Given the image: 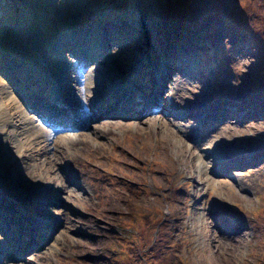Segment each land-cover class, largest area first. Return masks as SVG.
I'll use <instances>...</instances> for the list:
<instances>
[{"label": "rangeland", "instance_id": "rangeland-1", "mask_svg": "<svg viewBox=\"0 0 264 264\" xmlns=\"http://www.w3.org/2000/svg\"><path fill=\"white\" fill-rule=\"evenodd\" d=\"M0 22V264H264V165L246 163L253 154L264 161V0H0ZM174 58L187 77L167 82ZM161 82L162 102L129 117L136 89ZM116 92L131 95L91 114L102 122L117 111L108 118L118 126L109 134L82 128L92 142L77 139L75 153L55 147L53 128L33 115L35 104L48 102V123L69 118L71 129L95 98L111 101ZM200 104L207 108L196 113ZM222 114L228 125L217 120ZM21 116L25 128H17ZM155 116L172 125L145 124ZM211 124L219 126L204 141L190 135L203 152L215 147L198 159L183 132ZM146 136L148 148L127 149ZM31 139L54 165L41 164L48 186L23 158ZM240 154L245 164L236 170L206 172V163ZM110 205L115 213L105 211ZM213 216L232 231L217 234Z\"/></svg>", "mask_w": 264, "mask_h": 264}, {"label": "bare ground", "instance_id": "bare-ground-1", "mask_svg": "<svg viewBox=\"0 0 264 264\" xmlns=\"http://www.w3.org/2000/svg\"><path fill=\"white\" fill-rule=\"evenodd\" d=\"M5 17V16H4ZM1 23V22H0ZM16 27V26H15ZM4 29V28H3ZM19 30H21L20 28H19ZM2 31V30H1ZM5 32V31H4ZM95 32H97V31H95ZM95 32H94V34H95ZM6 33V32H5ZM2 34V33H1ZM8 35V34H7ZM32 38V37H31ZM84 38V37H83ZM96 39H98V36H96ZM95 38H91V40H90V42H92L93 40H96ZM146 39H148V37H146ZM29 41V40H28ZM31 41V40H30ZM29 41V42H30ZM33 42V41H32ZM90 42H88V44L90 43ZM96 42H98V41H96ZM66 47H67V51L66 52H74V47H71V46H69V44L67 43L66 44ZM89 48V47H88ZM174 48H176L177 49V51L176 52H180L179 50L180 49H178L179 47H174ZM72 50V51H71ZM89 50V49H88ZM163 50L166 52L167 50H169V47H165V48H163ZM197 53V52H196ZM73 54V53H72ZM74 55V54H73ZM75 56V55H74ZM180 56H182V55H180ZM72 58H74V59H80L79 57H72ZM87 58V57H86ZM61 59H62V57H61ZM151 59L153 60V58L151 57ZM154 61V60H153ZM161 61V60H160ZM159 61V62H160ZM181 62V63H183V60H182V58H180V59H177V58H174V59H172V61H171V63H168V65H169V68L170 69H172V73H170V71H169V73H167V74H165V75H167L166 77H167V82H172L173 81V79L176 77H178L179 76V78H183V77H187V75H182V74H179V72H178V70H180V67H179V65H177V63H179V62ZM82 62V61H81ZM81 62H79V63H76L75 65H74V67L73 68H78V67H80V65H81ZM85 63H87V62H85ZM85 65V64H84ZM145 65V64H144ZM160 66H162V65H160ZM125 67V66H124ZM142 67V70L144 71V72H146L147 71V69H145L143 66H141ZM126 68V67H125ZM177 69V70H176ZM149 70V69H148ZM163 70H166V69H164L163 68ZM176 70V71H175ZM155 71H156V69H155ZM1 72H3V71H1ZM157 72V71H156ZM178 72V73H177ZM178 75V76H177ZM190 78V77H189ZM7 79V78H6ZM75 79V78H74ZM73 79V80H74ZM51 82H53V81H51ZM71 82H72V80H71ZM76 82V81H75ZM103 82V81H102ZM14 82H12V84H13ZM50 83V82H49ZM54 83V82H53ZM77 83V82H76ZM51 84V83H50ZM78 84V83H77ZM80 87L82 86V83L79 85ZM21 87V86H20ZM62 87H64V85L62 86ZM79 87V88H80ZM55 88V87H54ZM59 88V87H58ZM77 88V87H76ZM166 88V90L168 89L167 87H165ZM56 89V88H55ZM149 89V88H148ZM151 89V88H150ZM182 90L184 91V90H186L185 88L183 89L182 88ZM101 91H102V94H104V90L101 88ZM52 92V91H51ZM81 92V91H80ZM114 92V91H113ZM121 92V91H120ZM77 93V92H76ZM117 93V92H116ZM165 93V92H164ZM161 94V93H160ZM129 96V95H128ZM138 96V95H137ZM163 96V95H162ZM74 97V96H73ZM119 97H124V94H118L117 93V95L111 100V101H107V102H109V103H112V104H117V99L119 98ZM22 98V97H21ZM188 97H181V99H182V101H184L185 103H187L188 102V99H187ZM17 99V98H16ZM162 99V98H161ZM125 100H127V99H125ZM134 100V99H133ZM97 101H99V98H98V100ZM97 101L95 102L94 101V105H93V109H94V106L96 107V106H98V103H97ZM172 102H173V104L175 103V99H173L172 100ZM48 103V102H47ZM49 104V103H48ZM138 104V103H137ZM259 104V103H258ZM75 105V104H74ZM175 106H176V103L174 104ZM197 105H199V103L197 104ZM117 106H118V104H117ZM20 106H18V108H19ZM30 107V106H29ZM75 107V106H74ZM73 107V108H74ZM137 107V106H136ZM89 108V107H88ZM207 107H205V106H203V105H201L200 104V107L199 106H196L195 107V109L194 110H196V113L198 112V113H202L205 109H206ZM20 109V108H19ZM76 109H77V107H76ZM80 109V108H79ZM93 109H88V111H86V112H84V114H85V116L83 117V119L85 120V121H83L82 123H78V128H76V127H72V128H76V129H73V130H71L70 128H69V126L66 124V122L68 121L69 122V118H68V120H66L65 121V124L63 125H59L58 124V126H60V127H58V128H60L59 130H61V131H57L56 133H54L55 131H53L52 132V134H53V136L54 135H57L58 136V134L59 135H61L60 137H57V136H54L53 138H57L56 139V144H55V147L57 146V143L59 142V143H61V144H66L67 146H68V148L69 149H71L72 150V152H73V148L76 146V143H75V141L77 140V139H80L81 140V138H82V142L83 141H86V142H92V140H88L89 138L88 137H86L85 136V134L83 135V134H81V133H79L80 131H81V129L82 128H84V127H86V128H90L92 131H98V130H104V131H106L108 134L110 133V130H112V129H115L117 126H118V124H113V123H111L110 121H112V119H110V118H108L107 117V120L106 121H102V122H99V121H97L96 120V118H97V114L94 116L93 114H91V112H93ZM119 109V108H118ZM74 110V109H73ZM28 111V110H27ZM64 111V110H63ZM225 111V110H224ZM15 112H17L18 114H20V112L19 111H15ZM14 112V114H13V112H12V114H13V116H16L17 114ZM24 112V111H23ZM75 112V111H74ZM117 111H115L113 114H111L110 116L111 117H114L113 115H117V113H116ZM56 113V112H55ZM12 114L10 115V119H13L11 116H12ZM35 113H33V115H34ZM44 114V113H43ZM53 114V113H52ZM69 114V113H68ZM67 114V115H68ZM71 114V113H70ZM226 114V113H225ZM26 115V114H25ZM32 115V114H31ZM119 115V114H118ZM223 115V114H222ZM22 117V116H21ZM20 117V118H21ZM34 117V116H33ZM33 117H31V118H33ZM69 117H70V119H71V117H72V115H69ZM157 119H153V120H150V121H145V124H147V123H149V124H151V123H154V125H156L158 128H163L164 126H166V125H172L167 119H165L164 118V116L162 117V116H155ZM206 117V116H205ZM28 118V115L26 116V119ZM38 118V117H37ZM41 117H39V123H40V121H41V119H40ZM75 118L77 119L78 118V116H75ZM115 118H117L116 116H115ZM143 118H147V117H143ZM24 117H22V124L21 123H19V122H17V124H18V126H17V128H19L20 126H22L23 127V122L26 120ZM151 119V118H150ZM209 119V118H208ZM214 119V118H213ZM252 119V118H251ZM14 120V119H13ZM31 120V119H30ZM33 120V119H32ZM182 120V119H181ZM218 121H220V120H222V121H224V123L226 124V125H228L229 124V122H230V120L227 118V116L226 115H223V116H218V119H217ZM253 120V119H252ZM10 121V120H9ZM18 121V120H17ZM28 121V120H27ZM90 121L92 122L91 124H90ZM6 122V121H5ZM11 122V121H10ZM67 122V123H68ZM16 123V122H15ZM96 123V124H95ZM209 123V122H208ZM221 123V122H220ZM7 126H9L8 124H6ZM38 125H40V124H38ZM37 125V126H38ZM41 125L42 126H47V124L45 123V122H41ZM134 126H137V125H135V124H133ZM25 126V125H24ZM150 126V125H149ZM198 126V125H197ZM217 126H219V124L218 125H215V124H211L209 127H207V126H202L201 128H199V127H197V129L195 128V127H186L185 128V132H183V133H187L188 135H187V139L190 141L189 143H191L192 145L190 146L189 144L187 145V148L189 149L190 148V151L192 152V154L191 155H194V156H197V158L198 159H202V160H206V159H208V157H207V150L210 152L211 151V149H214L215 147H211L210 146V148L209 149H207L205 152H203V149H202V151L201 150H199V145H197V144H195V143H193V141H191V138H190V135H192V136H194L193 134H198L199 136H200V139H201V137H206L207 138V136L210 134V133H213V131H216L217 130ZM263 126V125H262ZM253 127V126H252ZM264 127V126H263ZM5 128V127H4ZM23 128H25V127H23ZM66 130H65V129ZM111 128V129H110ZM206 128V131L204 132V129ZM8 129V128H7ZM12 129L14 130V132L16 133V138H17V136H19V135H21L20 134V132H17L16 131V128H15V126L14 125H12ZM135 129H137V130H135L136 132L138 131V127H135ZM183 129V128H182ZM23 130V129H22ZM25 130V129H24ZM27 130V129H26ZM25 130V131H26ZM30 130V129H29ZM180 130H181V128H180ZM2 131V130H1ZM12 131V130H11ZM25 131H22V133L24 134V132ZM46 131V130H45ZM182 131V130H181ZM180 131V132H181ZM180 132L177 134V135H179L180 134ZM201 133V134H200ZM169 134H170V136L171 135H175V133L174 132H172V131H168V137H169ZM181 134H182V132H181ZM202 134H204V136H202ZM135 135V134H134ZM185 135V134H184ZM32 135H30L29 137H31ZM143 136H145V134L143 135ZM142 136V137H143ZM10 137V136H9ZM12 137V136H11ZM40 137H43L42 135L40 136ZM148 136H146V138H143V139H141L140 141L138 140L137 142H136V144L135 143H132V144H130L129 146H127V149H132V150H134V149H137V150H140V146H142L143 148H148L149 147V139L147 138ZM150 137V136H149ZM152 137V136H151ZM154 137V136H153ZM152 137V138H153ZM180 137H182V136H180ZM198 137V136H197ZM210 136H208V138H209ZM15 138V137H14ZM138 138L140 139V137L138 136ZM185 140H186V137L184 136L183 137ZM252 138V137H251ZM27 139V138H26ZM25 139V140H26ZM113 139V138H112ZM181 139V138H180ZM182 140V139H181ZM199 140V139H198ZM201 140H203V139H201ZM201 140H199V141H201ZM12 141V140H11ZM18 141V140H17ZM124 141V140H123ZM129 141V140H128ZM183 142H184V140H182ZM198 141V142H199ZM204 141V140H203ZM255 141H257L258 142V144L259 145H262L263 144V141H261L259 138L258 139H256ZM21 142V141H20ZM30 142H34L33 143V145H34V147H33V149H32V152H30L29 151V148L28 149H24L23 150V152H24V156H23V158L25 159V160H28V163L30 162V165H29V167H28V169H30L31 171H32V169L34 168V167H36L37 169H38V171H37V173H38V176H40V177H42V178H45L46 179V181H47V183H45V185L47 184V186H48V184H49V181H48V174L46 173V171H45V169L42 167V165L44 166V167H46V168H48V169H54V165H51V163H52V161H47V160H45L44 158H41L40 156L41 155H43L44 153H45V150H43V148L41 147V148H39V149H37V150H35V145H36V141H34V140H32L31 139V141ZM63 142V143H62ZM115 142V141H114ZM154 142V141H153ZM13 143V142H12ZM139 143H140V146H139ZM15 144V143H14ZM13 144V145H14ZM17 144V143H16ZM6 145V144H5ZM26 145H28V141L26 142ZM32 145V146H33ZM121 145H127V144H121ZM203 145V144H202ZM24 146V145H23ZM13 147V146H12ZM12 147H10V148H12ZM141 147V148H142ZM203 147V146H202ZM7 148V147H6ZM174 148V147H173ZM31 149V148H30ZM63 149V148H62ZM180 149V148H179ZM142 150V149H141ZM144 150V149H143ZM176 150V149H175ZM2 151V150H1ZM18 151V150H17ZM180 151H182V150H180ZM19 152V151H18ZM48 152H49V150L48 151H46V154H48ZM65 152V151H64ZM144 152H146V150L144 151ZM73 153H75V152H73ZM77 153V152H76ZM104 153V152H103ZM124 153H127V155H128V157L130 156V155H132V154H130L129 152H126V151H122L121 152V154H124ZM182 153V152H181ZM1 154V153H0ZM102 154V153H101ZM257 155L258 154H253V155H251L250 157H249V159H251L249 162H246V163H248V164H252V166H262V165H264V161H261V160H263V159H259L258 157H257ZM121 156V155H120ZM148 156V155H147ZM190 156V155H189ZM183 157V156H182ZM187 156H184V158H186ZM264 157V156H263ZM246 157L243 155V154H240L239 156L237 155V156H234L233 158H228L227 160H225V161H222V163L221 162H218V161H216V163H217V167L213 164V163H206V172L210 175L211 173H213L214 171H218V169H220V171L222 170V175H226V174H228V170H230V169H233V170H236V167H234V166H236V165H244L242 162H243V160L245 159ZM3 159V158H2ZM102 159H103V156H102ZM114 159H116V162H117V164H118V162L120 161V160H117L118 158H114ZM20 160H22V159H20ZM63 161V160H62ZM173 161V160H172ZM0 162H2V161H0ZM115 162V161H114ZM174 162V161H173ZM245 162V161H244ZM26 163V162H25ZM2 164V163H1ZM6 164V163H5ZM42 164V165H41ZM191 164V163H190ZM74 165H75V163H74ZM229 165V166H228ZM9 166V165H8ZM11 166V165H10ZM63 166V165H62ZM73 166V165H72ZM227 166V167H226ZM64 167V166H63ZM65 168V167H64ZM235 168V169H234ZM256 169H258V167H256ZM256 169L254 170V171H252V172H256ZM35 170V169H34ZM73 170V169H72ZM43 172H44V174H43ZM258 172V171H257ZM15 173V172H14ZM153 173V172H152ZM196 173V172H195ZM31 174V173H30ZM251 174V173H250ZM255 174V173H254ZM206 176V175H205ZM200 178V177H199ZM209 179V178H208ZM29 180V179H28ZM198 180V179H197ZM196 180V181H197ZM200 180V179H199ZM207 179H205V181H206ZM195 181V182H196ZM209 181V180H208ZM204 182V181H203ZM26 183V182H25ZM28 183V182H27ZM69 183H70V185H74V186H77V184L78 183H76V182H74L73 180H70L69 181ZM196 184H198V183H196ZM50 185V184H49ZM206 185H208V184H206ZM249 185V184H248ZM247 186V185H246ZM227 188V187H226ZM49 190H51L50 188H46L45 187V189H44V191H49ZM78 191H81L80 189H77ZM238 191V190H237ZM243 193V192H242ZM107 197V196H106ZM101 202H102V200H101ZM15 204V203H14ZM115 207H116V209H119L117 206H116V204H115ZM52 207L50 206V209H51ZM116 209L115 208H113L112 207V205H110V206H108V208L107 209H105V211L106 212H108V213H110V212H114L115 213V211H116ZM173 211H175L176 212V208H174L173 209ZM104 212V211H103ZM209 215V214H208ZM47 216L48 217H50L51 216V214H48L47 213ZM215 216V215H214ZM213 216V218H212V220L210 219V223L213 225V227H214V230L215 231H217L218 233L217 234H219L220 236L221 235H225V234H223V231H224V233L225 232H228L229 233V231H232V227H234V226H231V225H227V224H222L223 222L221 221V220H219L217 217H214ZM43 216H40V217H38V218H42ZM209 218H207V220H208ZM32 223H34L33 221H31ZM30 222V223H31ZM36 222V221H35ZM38 223V222H37ZM35 224V223H34ZM222 227V228H221ZM237 229V228H236ZM45 230V229H44ZM41 232V231H40ZM40 232H38V233H40ZM43 233H45V232H43ZM50 233V232H49ZM232 233V232H231ZM38 235H40V238H42L43 237V235H45V234H38ZM4 236H6V234L4 235ZM37 237H39V236H37ZM36 238V237H35ZM50 238V236L48 235V237H45L42 241L43 242H45V240L46 239H49ZM33 240V239H32ZM16 241V239L15 238H13L12 237V240H11V242H15ZM38 242V241H37ZM34 244H35V242H33ZM36 246V245H35ZM41 247V244L40 245H37V248H40ZM29 249V248H28ZM25 253H26V250H25Z\"/></svg>", "mask_w": 264, "mask_h": 264}, {"label": "clouds", "instance_id": "clouds-1", "mask_svg": "<svg viewBox=\"0 0 264 264\" xmlns=\"http://www.w3.org/2000/svg\"><path fill=\"white\" fill-rule=\"evenodd\" d=\"M168 53V52H167ZM77 57V56H76ZM90 62H87L86 64H89ZM141 89V88H140ZM144 89V88H143ZM153 89H158L157 90V93H156V100H159V101H157V102H162V100L160 99L161 97V95H162V93L163 92H165V88H164V85H163V83L161 82V83H159V85H155L154 87H153ZM153 89H150V90H153ZM160 89V90H159ZM149 91V90H148ZM156 92V91H155ZM161 93V94H160ZM101 96H103V95H99V97H101ZM124 97H126L127 98V96H124ZM93 98V97H92ZM138 98V97H137ZM95 99H97V98H95ZM104 100H101V102H103ZM108 101V100H107ZM122 101H124V98L122 99V100H119V103H120V105H122ZM74 102V101H73ZM152 102H154V101H152ZM34 103H36V102H34ZM94 103V101L93 102H91V104H93ZM109 103V102H108ZM160 103H158V104H160ZM35 105H37V107H38V111H35L34 113H35V116L36 117H42V121H45L46 122V124H47V127H52V125L50 124V123H48V121H52V118H50L51 116V107H50V105H48L46 102H41V103H37V104H35ZM111 106H113V105H111ZM134 106H135V104L133 105V108H134ZM106 106H104V107H102V108H100L99 110H101V109H103V108H105ZM123 107V106H122ZM113 108L115 109V107L113 106ZM159 110H161L162 111V108L161 109H159ZM165 111H168V109H165ZM33 112V111H32ZM41 112H43L44 114L43 115H41L40 113ZM84 114V113H83ZM85 115V114H84ZM108 116V115H107ZM81 117L82 116H79V118L81 119ZM108 117H111L110 115L108 116ZM111 118H113V117H111ZM115 118V117H114ZM122 119V118H121ZM64 121V120H63ZM63 121H61V122H63ZM61 122H60V124H61ZM58 123L59 122H56V125L55 126H57V127H59L58 126ZM67 123V122H66Z\"/></svg>", "mask_w": 264, "mask_h": 264}]
</instances>
